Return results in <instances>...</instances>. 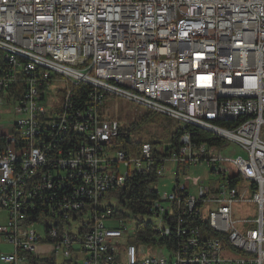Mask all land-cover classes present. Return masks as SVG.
Wrapping results in <instances>:
<instances>
[{
	"label": "built area",
	"instance_id": "obj_1",
	"mask_svg": "<svg viewBox=\"0 0 264 264\" xmlns=\"http://www.w3.org/2000/svg\"><path fill=\"white\" fill-rule=\"evenodd\" d=\"M0 52L2 264H264V0H0ZM110 97L174 119L178 145L125 148ZM130 174L156 177L152 235L121 251L136 228L100 202ZM246 204L255 217L235 220Z\"/></svg>",
	"mask_w": 264,
	"mask_h": 264
},
{
	"label": "rangeland",
	"instance_id": "obj_2",
	"mask_svg": "<svg viewBox=\"0 0 264 264\" xmlns=\"http://www.w3.org/2000/svg\"><path fill=\"white\" fill-rule=\"evenodd\" d=\"M58 87H61L60 83L52 84L48 90H46L45 93V101L44 106L48 107V102L50 104V98H57L59 95L56 92V89ZM101 111L107 116L115 118L119 121L120 125H123L125 128L128 127L129 123H135L134 128L132 127V136L131 140L137 142L138 144L142 141H148L152 142L154 148L157 149H163L165 147H168L171 145L170 143V137L175 131L176 128H178L177 123L174 121V119L169 118L167 116L158 114V113H147V111H144L143 109H140L138 105L131 103L128 100H125L120 97H110L106 99L103 104L100 107ZM145 115H148L145 120H142ZM233 147L234 153L231 154V156H237L239 154H242L236 147ZM135 148V147H134ZM120 172H124L125 168L122 166V164L119 165ZM190 176H202L205 178V181L207 182L208 179H213V176L211 173L208 172V168L206 166H197L196 168H193L190 170ZM171 174L170 172L166 171L164 178L159 179L158 186L161 190H171L172 182L170 180ZM165 183L167 185L163 186L162 184ZM241 195V193H240ZM245 198H250L252 196V190L248 189L247 192L243 195ZM100 205L103 208L111 207L113 209L119 210L122 215L115 221L109 223L110 226L119 228L121 224L123 223L126 225L127 231L130 232L135 226V222L133 219L125 215L127 212L125 209L117 202L116 196L113 195V192L109 193L106 197H104ZM256 215L255 213V206L253 204H246L242 206H235L234 207V219H252ZM6 218V215L4 211L0 210V222L4 221ZM239 226V224H238ZM41 225L39 226V228ZM128 243V238H123L120 241V250L122 251L123 246L125 243ZM156 244H150L147 246V248L150 250V253L152 254V251L155 249ZM146 255V252L143 253ZM122 255V252H121ZM54 256V255H49ZM56 262L60 263L63 261L62 257L60 255H55ZM78 263L79 264H86L85 260L83 259L82 255L78 257ZM20 264H24L20 263Z\"/></svg>",
	"mask_w": 264,
	"mask_h": 264
},
{
	"label": "trees",
	"instance_id": "obj_3",
	"mask_svg": "<svg viewBox=\"0 0 264 264\" xmlns=\"http://www.w3.org/2000/svg\"><path fill=\"white\" fill-rule=\"evenodd\" d=\"M0 65H2V58L0 52ZM147 113H152L147 111ZM154 114V113H153ZM148 115H145L142 120H145ZM135 124V123H134ZM133 123H129L128 127L124 129V133L120 137V141L125 148H137L138 143L130 140L132 136ZM192 132L193 140L196 142H206L210 145H216L219 147H224L226 142L219 136L214 135L211 132L198 129V128H187ZM180 128H176L170 137L171 145L168 146L167 150L178 145V137L181 133ZM152 143V142H151ZM156 182V177L153 174H130L127 179L126 184L118 188L113 192L116 196L117 202L125 209L127 214L135 222L136 233L129 236L128 243L135 245H141L150 239L152 233L149 225V221L146 220V207L150 202L156 197V191L154 185ZM114 216L120 217L122 213L114 209ZM26 259L34 264H72L69 260H63L58 263L54 256L48 257H35L31 255H26Z\"/></svg>",
	"mask_w": 264,
	"mask_h": 264
},
{
	"label": "crops",
	"instance_id": "obj_4",
	"mask_svg": "<svg viewBox=\"0 0 264 264\" xmlns=\"http://www.w3.org/2000/svg\"><path fill=\"white\" fill-rule=\"evenodd\" d=\"M4 213H5V212H4ZM5 215H6V213H5ZM5 220H6V218H5ZM5 220L2 221V222H0V224L4 223ZM12 251H13V247H12V245H11L9 242H6V241L0 239V254H9V253H11ZM22 263H23V262H22ZM0 264H2L1 261H0ZM18 264H20V263H18ZM24 264H25V263H24Z\"/></svg>",
	"mask_w": 264,
	"mask_h": 264
}]
</instances>
